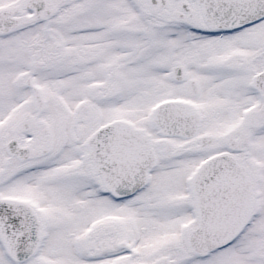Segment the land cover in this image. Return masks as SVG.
Here are the masks:
<instances>
[{
	"label": "snow or ice",
	"instance_id": "obj_1",
	"mask_svg": "<svg viewBox=\"0 0 264 264\" xmlns=\"http://www.w3.org/2000/svg\"><path fill=\"white\" fill-rule=\"evenodd\" d=\"M0 264H264V0H0Z\"/></svg>",
	"mask_w": 264,
	"mask_h": 264
}]
</instances>
